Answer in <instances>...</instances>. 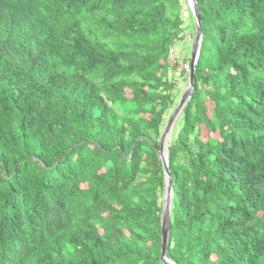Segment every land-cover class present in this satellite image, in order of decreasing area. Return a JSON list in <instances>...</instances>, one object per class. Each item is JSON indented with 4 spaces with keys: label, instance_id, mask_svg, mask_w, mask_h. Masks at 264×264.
Here are the masks:
<instances>
[{
    "label": "trees",
    "instance_id": "16d2710c",
    "mask_svg": "<svg viewBox=\"0 0 264 264\" xmlns=\"http://www.w3.org/2000/svg\"><path fill=\"white\" fill-rule=\"evenodd\" d=\"M196 2L166 258L264 264V0ZM193 33L185 0H0V264H162Z\"/></svg>",
    "mask_w": 264,
    "mask_h": 264
},
{
    "label": "water",
    "instance_id": "95a60500",
    "mask_svg": "<svg viewBox=\"0 0 264 264\" xmlns=\"http://www.w3.org/2000/svg\"><path fill=\"white\" fill-rule=\"evenodd\" d=\"M187 8L191 14L194 23V33L192 45L189 52V72L187 75V86L180 95L175 108L170 114L165 127L163 129L160 142L158 157L161 161L164 175V193L162 198V209L160 215V262L162 264H174L166 258V250L168 244V236L170 232V211H171V200H172V177L168 169V139L171 134L172 127L180 115L182 109L191 98L194 90V73L195 66L199 57L201 42H202V30L200 24V13L196 0H185Z\"/></svg>",
    "mask_w": 264,
    "mask_h": 264
},
{
    "label": "rangeland",
    "instance_id": "374dc122",
    "mask_svg": "<svg viewBox=\"0 0 264 264\" xmlns=\"http://www.w3.org/2000/svg\"><path fill=\"white\" fill-rule=\"evenodd\" d=\"M186 36H189V35H186ZM192 39H193V37H192ZM185 40H186L185 42H183L182 44H177L175 47L176 49H175L174 54L178 57L180 63H183L182 62L183 60H187V61L189 60V52H190V48L192 45V41H191V44L189 45V42H190L189 39L186 38ZM182 68H183V70L186 69V65H183ZM176 76H177V74H176ZM177 83H178L177 87H178L179 93L181 95L183 90L187 86V80H185L183 82L178 81ZM203 136H205V135H203Z\"/></svg>",
    "mask_w": 264,
    "mask_h": 264
},
{
    "label": "built area",
    "instance_id": "2783aa9c",
    "mask_svg": "<svg viewBox=\"0 0 264 264\" xmlns=\"http://www.w3.org/2000/svg\"><path fill=\"white\" fill-rule=\"evenodd\" d=\"M188 68H187V66H186V70H187ZM188 72H189V70L187 71V74H188Z\"/></svg>",
    "mask_w": 264,
    "mask_h": 264
}]
</instances>
